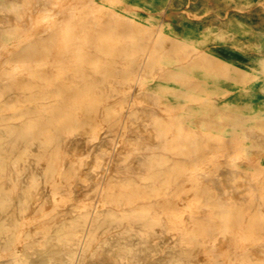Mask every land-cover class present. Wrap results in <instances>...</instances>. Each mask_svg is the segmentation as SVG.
Masks as SVG:
<instances>
[{"label": "bare ground", "instance_id": "1", "mask_svg": "<svg viewBox=\"0 0 264 264\" xmlns=\"http://www.w3.org/2000/svg\"><path fill=\"white\" fill-rule=\"evenodd\" d=\"M224 1L0 0V264H264V22Z\"/></svg>", "mask_w": 264, "mask_h": 264}, {"label": "rangeland", "instance_id": "2", "mask_svg": "<svg viewBox=\"0 0 264 264\" xmlns=\"http://www.w3.org/2000/svg\"><path fill=\"white\" fill-rule=\"evenodd\" d=\"M233 1L235 4L239 5L242 8L241 12H244V14H250L249 22L251 24L264 22V8H263L264 4L263 3H261V2L257 3L254 0H233ZM224 3H225L224 7H228L230 5L231 1L225 0ZM256 7H257V10L259 9L260 11H257L255 9ZM258 7H261V8H258ZM221 9H223V8H221ZM177 12H179V11H177ZM234 36L237 37L240 41L245 42L249 35L246 32H242V33L238 32L237 34H234ZM260 40H261V38H260ZM256 50L259 54H262L264 56V39L261 40V42H260L259 46L256 48ZM257 107H260V106H257ZM261 108L264 109V107H261ZM103 205L105 206V204H99L100 207H102ZM82 206L83 205H81V207ZM18 261H19V258H16V259L14 258L13 260L10 261V263H15Z\"/></svg>", "mask_w": 264, "mask_h": 264}]
</instances>
